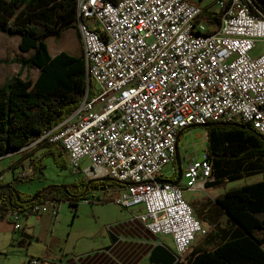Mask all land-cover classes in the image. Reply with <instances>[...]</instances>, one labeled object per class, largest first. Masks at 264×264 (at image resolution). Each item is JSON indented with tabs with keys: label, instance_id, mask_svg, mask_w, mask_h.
<instances>
[{
	"label": "built area",
	"instance_id": "built-area-1",
	"mask_svg": "<svg viewBox=\"0 0 264 264\" xmlns=\"http://www.w3.org/2000/svg\"><path fill=\"white\" fill-rule=\"evenodd\" d=\"M218 5L215 23L189 0H78L76 29L93 92L50 136L67 149L74 173L125 183L117 203L139 207L134 216L146 230L170 236L177 263L210 232L185 191L204 186L213 173L204 154L187 163L183 186L161 182L176 161L179 133L243 122L264 136V7L258 0ZM86 159L91 165L82 168ZM53 206L35 204L31 213L56 214ZM22 215L8 214L15 230Z\"/></svg>",
	"mask_w": 264,
	"mask_h": 264
},
{
	"label": "trees",
	"instance_id": "trees-1",
	"mask_svg": "<svg viewBox=\"0 0 264 264\" xmlns=\"http://www.w3.org/2000/svg\"><path fill=\"white\" fill-rule=\"evenodd\" d=\"M258 2L264 7V0ZM77 3L78 0H0V32L8 37L19 36L22 51L33 50L29 58L12 61L40 69L35 80L22 77L19 72L0 87V159L28 150L35 141L38 150H43L39 157L34 151H26V167V163L13 167L14 172L20 166L22 169L11 181L4 177L0 183L3 218L13 211L30 215L35 204L48 201H53L55 208L57 203L68 201L76 209L93 186L125 184L115 179L83 178L73 184L39 188L34 200V194L15 187L18 181L37 179L49 157L60 168L68 166L67 149L61 142L50 141V136L76 111L87 93L90 96L93 92L84 53L61 51L52 55L48 43L49 38H58L67 29L76 28ZM206 13L209 22H218L222 11ZM191 128L183 131L179 141ZM204 128L208 137L205 154L213 162L212 180L206 185L225 186L244 177L264 175V136L252 125L215 123ZM174 165L177 166V160ZM176 176L178 173L164 179L174 182ZM90 180L93 181L89 184ZM215 205L228 216L227 225L231 223L236 228L222 226L219 217L213 218L217 245L213 249H195L186 262L177 264H264V179L225 190L216 197ZM257 230H263V235L257 234ZM210 234L211 231L204 238Z\"/></svg>",
	"mask_w": 264,
	"mask_h": 264
},
{
	"label": "crops",
	"instance_id": "crops-1",
	"mask_svg": "<svg viewBox=\"0 0 264 264\" xmlns=\"http://www.w3.org/2000/svg\"><path fill=\"white\" fill-rule=\"evenodd\" d=\"M207 15L208 14L205 10L204 18L208 19L206 17ZM213 22L216 23V21ZM74 31H77L78 33L76 28H69L63 34L66 32L73 33ZM1 36L3 38V43L1 42V48H3V50L1 49V51L4 53V55L0 58L2 61L0 65H3L4 67L0 69V87L4 86L10 78L19 72L21 73L22 77H28L35 80L40 74L39 68L36 66L31 68L22 67L20 63L12 61L15 58H29L33 54V50L29 52L22 51L19 47L20 37L14 36L10 38L16 39V45L18 47L15 51H11L10 48L7 49L8 41L3 37L6 36L8 38V36L0 32V37ZM57 53L53 55H56ZM15 64H18V67H15ZM200 128H202L204 132H200L198 137L201 139L204 138V141L206 142L205 150L202 155L199 153L190 154L189 152H187L188 155L190 154L189 156L184 155L186 153H182L180 151V145L178 147V151L181 154L180 157L182 158L181 162L183 164V170L185 169L188 162L202 158L205 154L208 143L207 130L204 127ZM182 139L179 141V144ZM25 153L26 150H22L18 153L8 154V156H12L8 169L9 171H13V176L17 173L16 171L14 172L13 167L26 163ZM27 164L28 163L23 165L26 167ZM176 167L178 168V166L175 165L167 167L170 172L165 171L163 178L177 175L179 172ZM0 174H3V176L6 178L4 171H0ZM175 178L177 180L178 176ZM183 182L182 175V179L178 185L183 186ZM228 183L229 182H227V185ZM227 185L219 186L216 184H205L202 186L199 184L193 189H186V199L193 207L197 217H199V219L200 217L205 219L204 222L200 220L202 224L208 227L211 231L210 236L207 238L201 236L197 238L193 247L189 250L190 252L188 251L187 256L195 249H213L214 246L217 245L218 235L216 232H214L216 231V225L213 224L212 219L219 217L220 219H226L227 223L228 216L215 205V199L225 190L233 188L228 187ZM15 187L17 190H20L17 184H15ZM187 192L189 193L187 194ZM118 196L119 194L116 195L114 199H111L112 202L117 203ZM83 200H86V198L84 197ZM59 203L56 204V214H53L52 210H49L40 216L36 215V219H31L30 215L26 216L20 231L14 229L11 220L8 218V214L4 218L0 216V256H6L11 252H17V255H22L24 260V251H27L26 254L29 256L33 255V253H37L34 250L38 249V245L34 246V244L36 240L39 241L41 239L44 243H46L47 246L46 254H43L42 258L56 261L60 264H145V262H147V264H155L150 261V257L152 251L157 245H166L175 251V247H171L169 242L165 239L167 236H158L152 234L145 229V227L139 222V220H137V218H135L134 215L138 213L140 209L139 207L129 210V215H125L124 218L116 222L110 220L106 214L103 224L98 223V221L93 224L94 219H92L87 226L83 227L81 225H75L74 222L75 219L79 217L77 214L79 212V207L86 205L79 203L76 206V209H74V207H72L69 203L71 211H74V220L68 226V233L66 237L65 229L63 228V220L60 218V208H58ZM54 207L55 205L52 207V209ZM88 209H90V207H88ZM90 211V214L93 213L96 216L94 207H92ZM45 223H48L47 227L41 229L40 226ZM222 226L236 228V226H233V224L231 225V223L230 225L222 224ZM38 254H40V252H38ZM29 261L30 259H28L27 264H29ZM13 262L14 260H10L7 263H4L0 260V264H12ZM24 264H26V261H24Z\"/></svg>",
	"mask_w": 264,
	"mask_h": 264
},
{
	"label": "rangeland",
	"instance_id": "rangeland-1",
	"mask_svg": "<svg viewBox=\"0 0 264 264\" xmlns=\"http://www.w3.org/2000/svg\"><path fill=\"white\" fill-rule=\"evenodd\" d=\"M191 1L197 4H200V6L204 10H211L215 12L220 11V7L218 5L219 0H191ZM3 37L6 38L8 41L7 49L10 48L11 51H15L18 47L16 45V39L10 38V37L7 38L6 36H3ZM2 41H3V38L1 36L0 37V58L1 56L4 55V53L1 51V49L3 50V48H1L2 43H3ZM49 44H50V49H51L50 51L52 55L60 51H68L72 54H77V55L83 52L81 41H80L77 31H74L73 33L66 32L65 34H63L62 36L58 38L51 37L49 39ZM260 51H261V48L259 47L256 51H254V53H259ZM2 67L4 66L0 65V69H2ZM15 67H18V64H15ZM200 132H204V131L202 130V128L198 126L197 128H191L185 134V136L183 137L182 141L179 144L180 151L182 153H186L184 155H188L187 152H189L190 154H196V153H199L200 155L203 154L205 150L206 142L204 141L205 140L204 138L201 139L200 137H198V134ZM35 142L32 143V146L29 147L28 150L26 151H31V152L34 151L36 157H39L41 155L40 153L43 150L39 151L38 150L39 145H36ZM11 159H12V156L7 155L3 159L0 160V171H4V174H6L5 179L7 182L11 181L14 176L18 175V173L22 169V166H20L19 168H16L15 171L17 173L16 175L13 176V171L11 170L9 171L8 169V166L11 163ZM181 161H182V158H181ZM26 163H28V161ZM44 163L45 165L43 167V171L39 174L37 179L31 180V181H18L15 183L18 185V188L21 191L34 194L39 190V188H43L48 185H53V184L68 185V184H73L75 182H81V180H83V175L74 173L69 164L66 168H60L54 163L51 157L47 158ZM89 165H91V162L88 159H86L85 161H83L82 168L87 167ZM182 168H183V164H182ZM27 170H29V168H27ZM165 171L170 172L169 169H166ZM178 177H179V173H178ZM263 178H264V175L259 174V175H254L251 177H244L242 179L231 181L228 183V185L227 184L226 185L228 187H238V186H242V185L249 184L252 182H256ZM162 180H165V179L162 178ZM167 182H171V181L167 180ZM127 188L128 186L126 184H119L115 182L107 185L106 187L97 188L93 186L91 190L85 195L86 200H82L79 202V203L85 204L86 206L82 205L79 207L78 209L79 212L78 213L76 212L79 217L75 219L74 224L85 227L90 223L92 219H94L93 224H95L96 221H98V223L103 224V220L106 214L108 215V218L110 220H113V222H116L124 218L125 215H129V210L131 209L124 208L120 204L116 202H112L111 200V199H114L116 195L121 194L122 191L126 190ZM188 193L189 192H187V194ZM185 194H186V191H185ZM88 207H90V209H88ZM92 207H94L96 216L93 213L90 214L91 213L90 210L92 209ZM58 208H60V218L63 220V228L65 229V233H66L65 236L67 237L68 226L74 220L73 219L74 211H71L68 201L60 202ZM26 216L28 215H22L21 217L22 221H20L21 223L24 222ZM35 216L36 215L34 214H30L31 219H36ZM200 220L204 222V219L202 217H200ZM220 223L227 224L226 219H220ZM47 225L48 223H45L41 225L40 227L41 229H43V228H46ZM256 232L259 235H263V230H257ZM165 239L169 242V245L174 248V242L172 238L170 236H167ZM37 245H38V249L34 250L37 253H33V255L31 256L26 254L27 251H24L25 252L24 260H23L22 255H17V252H11L10 254L6 256H0V260L3 261L4 263H7L10 260L11 261L14 260L12 264H24V261H26V264H27L28 259L42 258L43 254H46V249H47L46 243H44L42 239L39 241L36 240L34 246H37ZM38 252H40V254H38ZM145 264H147V262H145Z\"/></svg>",
	"mask_w": 264,
	"mask_h": 264
},
{
	"label": "water",
	"instance_id": "water-1",
	"mask_svg": "<svg viewBox=\"0 0 264 264\" xmlns=\"http://www.w3.org/2000/svg\"><path fill=\"white\" fill-rule=\"evenodd\" d=\"M215 123H208L206 125H192L191 127H207V126H210V125H213ZM221 124H229V123H221ZM183 131H181L178 135V142H177V149H178V146H179V138L181 136ZM176 160H177V166H178V172H179V177L178 179L173 182L175 185H178L182 179V175H183V168H182V163H181V157H180V153L179 151H177V157H176ZM97 179H102V180H105V179H112V178H109V177H105V178H97ZM97 179H93V180H97ZM93 180H90L89 181V184L93 181ZM161 182H167V180H161ZM39 193H34L32 199H36L38 197ZM177 260H178V257H177V254L175 251H173L170 247L166 246V245H157L154 250L152 251V254H151V257H150V261L152 263H155V264H177Z\"/></svg>",
	"mask_w": 264,
	"mask_h": 264
}]
</instances>
